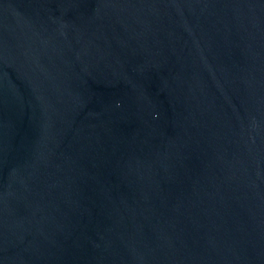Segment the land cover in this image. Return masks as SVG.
<instances>
[{"label":"water","instance_id":"water-1","mask_svg":"<svg viewBox=\"0 0 264 264\" xmlns=\"http://www.w3.org/2000/svg\"><path fill=\"white\" fill-rule=\"evenodd\" d=\"M0 264H264V0H0Z\"/></svg>","mask_w":264,"mask_h":264}]
</instances>
